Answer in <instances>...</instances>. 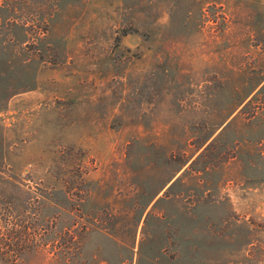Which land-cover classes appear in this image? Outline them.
<instances>
[{
  "label": "rangeland",
  "instance_id": "rangeland-1",
  "mask_svg": "<svg viewBox=\"0 0 264 264\" xmlns=\"http://www.w3.org/2000/svg\"><path fill=\"white\" fill-rule=\"evenodd\" d=\"M0 264H264V0H0Z\"/></svg>",
  "mask_w": 264,
  "mask_h": 264
}]
</instances>
